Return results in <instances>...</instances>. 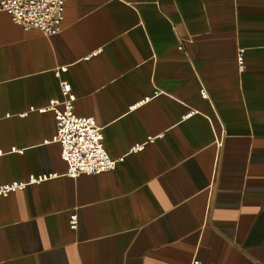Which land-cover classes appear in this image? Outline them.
<instances>
[{
    "label": "crops",
    "instance_id": "1",
    "mask_svg": "<svg viewBox=\"0 0 264 264\" xmlns=\"http://www.w3.org/2000/svg\"><path fill=\"white\" fill-rule=\"evenodd\" d=\"M63 81L113 170L66 174L48 108ZM13 183L0 264H264V0H67L52 35L0 11Z\"/></svg>",
    "mask_w": 264,
    "mask_h": 264
},
{
    "label": "built area",
    "instance_id": "2",
    "mask_svg": "<svg viewBox=\"0 0 264 264\" xmlns=\"http://www.w3.org/2000/svg\"><path fill=\"white\" fill-rule=\"evenodd\" d=\"M67 0H0V11L11 15L12 19L25 29H37L44 35H52L63 28L65 4ZM238 60L243 65V51L238 53ZM61 99L51 100L48 108L54 111L56 135L54 141L61 144L62 157L68 164L67 175L77 177L81 174H99L113 170L117 162L124 158L113 159L104 147L102 127L94 117H82L75 113L76 95L69 82H61ZM203 95L206 94L202 90ZM153 141L155 137H149ZM145 144H138L132 151H139ZM45 179V176L32 177L30 183ZM25 183H13L3 186L0 195L23 188ZM77 226V216H72L71 227ZM191 264L204 263L197 257Z\"/></svg>",
    "mask_w": 264,
    "mask_h": 264
}]
</instances>
